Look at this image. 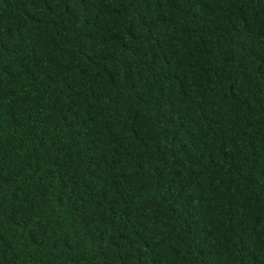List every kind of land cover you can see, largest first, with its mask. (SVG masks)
<instances>
[{
  "label": "trees",
  "instance_id": "trees-1",
  "mask_svg": "<svg viewBox=\"0 0 264 264\" xmlns=\"http://www.w3.org/2000/svg\"><path fill=\"white\" fill-rule=\"evenodd\" d=\"M0 264H264V0H0Z\"/></svg>",
  "mask_w": 264,
  "mask_h": 264
}]
</instances>
